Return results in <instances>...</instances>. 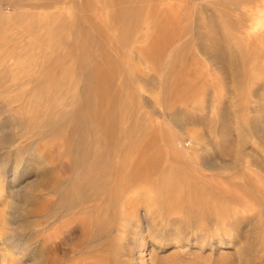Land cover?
Masks as SVG:
<instances>
[{
	"label": "rangeland",
	"instance_id": "rangeland-1",
	"mask_svg": "<svg viewBox=\"0 0 264 264\" xmlns=\"http://www.w3.org/2000/svg\"><path fill=\"white\" fill-rule=\"evenodd\" d=\"M2 178L0 264H264V0H0Z\"/></svg>",
	"mask_w": 264,
	"mask_h": 264
},
{
	"label": "bare ground",
	"instance_id": "bare-ground-1",
	"mask_svg": "<svg viewBox=\"0 0 264 264\" xmlns=\"http://www.w3.org/2000/svg\"><path fill=\"white\" fill-rule=\"evenodd\" d=\"M243 30V29H242ZM216 39V38H215ZM249 54V53H248ZM214 55V54H213ZM218 59V58H217ZM32 166H33V160H31V161H29V163L26 165V168H25V170H24V173L25 174H27L28 172H29V169L30 168H32ZM3 179L4 178H2V179H0V184L1 183H3L4 181H3ZM10 183H11V185H12V189L14 188V185H16V182L14 181V180H11L10 181ZM35 187V185L34 184H30V185H28V186H26L25 188H24V186H23V189H24V191L22 192V193H24L26 196H27V198L30 196V194L29 193H32L31 191L33 190V188ZM15 189V188H14ZM18 191V190H17ZM17 191H11L9 194V196H8V198H9V200H11L12 201V203L14 204V199L17 197L16 195L18 194L17 193ZM24 195V196H25ZM21 196H22V194H21ZM20 196V197H21ZM25 196V197H26ZM0 199H1V191H0ZM29 200H30V198H28ZM27 199V200H28ZM12 203H9V205L10 204H12ZM15 205V204H14ZM10 207V206H9ZM12 207V206H11ZM133 215V214H132ZM138 219H136V218H134V221H135V223L136 222H138L137 221ZM137 226L139 227V225L137 224ZM141 234V233H140ZM132 235H134V236H137L138 235V232H134ZM132 237V236H131ZM132 240V239H131ZM134 244V245H133ZM223 244V242H221V241H217L216 243H215V247H219V246H221ZM28 246V245H27ZM128 246H129V250H128V258H129V262H130V264H143V257H142V255H141V251L139 250V246H136L135 245V243H132V241H130V243L128 244ZM131 246H132V248H131ZM22 251H25V247H22ZM133 262V263H132ZM108 264V263H107Z\"/></svg>",
	"mask_w": 264,
	"mask_h": 264
}]
</instances>
